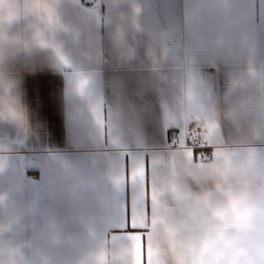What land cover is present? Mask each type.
Segmentation results:
<instances>
[{
    "label": "crops",
    "instance_id": "obj_1",
    "mask_svg": "<svg viewBox=\"0 0 264 264\" xmlns=\"http://www.w3.org/2000/svg\"><path fill=\"white\" fill-rule=\"evenodd\" d=\"M86 3L64 0L68 31L8 66L32 134L0 122V264H164L165 189L200 191L220 161L241 175L264 164V104L229 88L246 63L264 68V0ZM196 125L207 150L169 148Z\"/></svg>",
    "mask_w": 264,
    "mask_h": 264
},
{
    "label": "clouds",
    "instance_id": "obj_2",
    "mask_svg": "<svg viewBox=\"0 0 264 264\" xmlns=\"http://www.w3.org/2000/svg\"><path fill=\"white\" fill-rule=\"evenodd\" d=\"M63 2L0 0V122L15 125L25 135H31L32 128L22 101L23 74L9 71L8 66L51 50L56 35L68 31ZM114 39L118 47L123 44L119 32ZM152 39L164 44L171 36L160 33ZM133 55L129 50L122 58L130 60ZM146 55L151 64L159 63L151 47ZM229 88L252 89L264 104V68L246 63L230 79ZM260 119L254 135L264 132V111ZM201 178L207 186L198 192L179 185L165 189L171 202L158 222V251L164 264H264V164L253 165L248 175H241L220 161ZM86 260L90 264L92 257Z\"/></svg>",
    "mask_w": 264,
    "mask_h": 264
},
{
    "label": "built area",
    "instance_id": "obj_3",
    "mask_svg": "<svg viewBox=\"0 0 264 264\" xmlns=\"http://www.w3.org/2000/svg\"><path fill=\"white\" fill-rule=\"evenodd\" d=\"M95 0H87V5L92 6ZM170 149L205 151L208 149L205 131L202 126H192L185 132H171L168 135ZM208 158L205 156V159Z\"/></svg>",
    "mask_w": 264,
    "mask_h": 264
}]
</instances>
